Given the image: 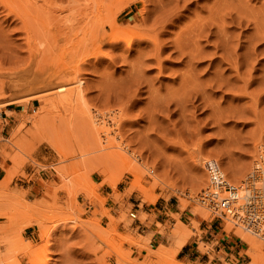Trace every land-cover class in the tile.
Instances as JSON below:
<instances>
[{"label": "rangeland", "instance_id": "1", "mask_svg": "<svg viewBox=\"0 0 264 264\" xmlns=\"http://www.w3.org/2000/svg\"><path fill=\"white\" fill-rule=\"evenodd\" d=\"M262 37L264 0H0V264H254L264 229L234 226L200 195L207 159L235 186L264 166ZM74 77L83 100L51 105L42 92ZM86 108L109 113L107 134H91ZM22 179L40 185L27 204L14 200ZM163 203L175 211L153 231ZM205 224L232 244L201 261L171 255Z\"/></svg>", "mask_w": 264, "mask_h": 264}, {"label": "bare ground", "instance_id": "2", "mask_svg": "<svg viewBox=\"0 0 264 264\" xmlns=\"http://www.w3.org/2000/svg\"><path fill=\"white\" fill-rule=\"evenodd\" d=\"M117 7V6H116ZM14 13V11H13ZM26 27V26H25ZM25 29V28H24ZM264 38V37H262ZM58 75V74H57ZM48 76V75H47ZM50 76V75H49ZM48 76V77H49ZM40 78V77H39ZM59 78V77H58ZM38 82V80H37ZM36 83V82H35ZM34 85L36 86L37 84ZM82 81L80 79H76L75 77L72 78V79H63V80H59L53 84H49L48 88L49 90H45L44 94L47 93H51L54 95V97L52 98V100L50 101L51 105H67V104H71L73 102H77V101H80L82 98H83V91L81 89V85H82ZM33 86V85H32ZM34 86V87H35ZM46 100H49V99H46ZM83 100V99H82ZM15 101V100H14ZM83 107V106H82ZM84 109V108H82ZM81 109V110H82ZM110 111V110H109ZM82 114H83V120L86 122V124L88 126H90L92 128V131L93 133L91 132V134L93 136H96L98 135L99 133H104V134H107V131L106 129H103V126L106 127L105 124V117H109L108 116V112L104 114V116H101V115H98V113H94V111H91L90 109L86 108L85 110L82 111ZM82 116V115H81ZM80 119V118H79ZM111 119V118H109ZM100 121L98 122V124L101 123L100 127L99 126H96L94 125V123H96L97 121ZM118 120L115 118V119H111V124H113L114 126H118L119 123L117 122ZM83 122V123H85ZM94 122V123H93ZM87 126V127H88ZM115 127V129H113L111 132L114 134V135H117V128ZM90 130V129H89ZM91 131V130H90ZM115 138V137H114ZM119 144L121 145L122 144V141L120 140L119 138ZM119 144H117L118 146H116L117 148H120ZM52 146L55 148L56 146L52 144ZM125 146V145H124ZM56 150H58L57 148H55ZM126 149H128L127 147H122L120 148V150L124 151V152H127ZM128 153V152H127ZM127 153H124V155H122L120 152H113L112 154V157L117 159L118 161L122 160L124 157L126 158L125 154ZM123 157V158H122ZM127 159V158H126ZM199 160V159H198ZM129 161V160H128ZM133 161V160H132ZM125 162V161H124ZM199 162V161H198ZM202 162V161H201ZM208 163H213V164H216L217 167L221 170L220 166L218 165L217 161L214 160V159H207L204 161L203 163V167H207V164ZM129 165V164H128ZM134 165V164H133ZM135 168V167H134ZM255 170L252 171V173L250 175H248L246 177V180L244 181V184L243 186H235V185H231L228 180L226 179L225 177V185L227 186L228 190H225L223 191L222 189H218V186L217 185H214V190H213V193H215L216 196L224 199L226 197L230 198L231 199V209H234L237 207H239L240 204H242V198H246L243 197V194L244 192H246L247 195L250 194V191L253 190L252 188L256 189L257 192H259L260 195H258V197H255L253 196V199H259V202L260 204H264V187H262V184L259 183V185H257V182H262V180H264V166L260 164H257L255 165ZM148 171V170H147ZM221 173H222V170H221ZM224 174V173H223ZM225 176V175H224ZM208 181H209V178H208ZM232 181V180H231ZM235 181V180H234ZM237 183V182H236ZM114 185V184H113ZM210 185V184H209ZM208 185V186H209ZM204 188V187H203ZM213 189V188H212ZM225 189V188H223ZM248 200H249V197H247ZM197 207V206H196ZM230 214V213H229ZM262 216H264V212H262ZM230 226H228L229 228ZM239 227V226H237ZM241 228V227H240ZM228 231V230H227ZM237 231V230H236ZM246 231V230H244ZM252 234V233H251ZM188 238V237H187ZM187 238H184V239H178L177 241H175V244L172 248V251L170 252L172 256H174L177 252V250L184 244L185 240ZM241 239H243L247 244H251V245H254L253 243V240L250 239L249 237L247 236H244V235H241L240 236ZM164 248L161 249V251L163 250ZM166 249V248H165ZM120 253V252H119ZM261 254V253H259ZM258 254V255H259ZM251 255V254H250ZM257 255V254H256ZM253 256L251 255L250 257L254 259L255 263L254 264H258V260L261 258L262 255L264 254H261L259 255V257L257 256ZM121 257L123 255H120ZM259 258V259H258ZM261 260V259H260ZM124 263V262H123ZM121 262V258L119 259V262L118 264H123ZM178 264H184V263H180L178 262Z\"/></svg>", "mask_w": 264, "mask_h": 264}, {"label": "crops", "instance_id": "3", "mask_svg": "<svg viewBox=\"0 0 264 264\" xmlns=\"http://www.w3.org/2000/svg\"><path fill=\"white\" fill-rule=\"evenodd\" d=\"M40 185L38 181L24 180L17 182L14 180V200L18 198L17 196L23 195L22 204L30 203L34 200V195H36V190L39 189ZM16 197V198H15ZM173 208L169 207L167 203L160 204L159 208L155 209L154 215L156 218L151 226V230L156 231L160 226H163L166 221L171 222L170 213L174 212ZM25 211L19 207L14 206V227L15 229L19 227V224L24 223L23 213ZM181 216L180 218H182ZM184 218V217H183ZM6 220H1L0 223H4ZM27 223L20 229L19 233L21 237L28 243L32 244L35 241H38V230L35 226L33 220H27ZM198 230L200 234L197 235L196 231H193L195 234L188 236L184 244L177 250L176 256L180 260H198L201 261L203 258H208L210 254L218 255L223 253L226 248H228L227 243H231L229 236L222 231V227L219 228L213 224H205V226H199ZM152 241H164V237L158 233H153ZM198 241H202L208 245L213 244L211 250L206 252H201L195 245ZM68 264V262H64ZM70 264V263H69Z\"/></svg>", "mask_w": 264, "mask_h": 264}, {"label": "built area", "instance_id": "4", "mask_svg": "<svg viewBox=\"0 0 264 264\" xmlns=\"http://www.w3.org/2000/svg\"><path fill=\"white\" fill-rule=\"evenodd\" d=\"M205 169L208 174L210 188L201 193V203L211 208L219 207L222 216L227 218L234 226H239L254 235H259L261 230L264 229V216H262L264 204L258 203V198L253 199V196L258 197L260 195L259 192L254 188H252L253 190L250 191L249 195L244 192L243 197L246 196V198H242V204L237 209H231L230 198L222 199L213 193L214 185H217L218 189L225 190V192L228 190L223 172L221 173V170L213 163H208ZM247 197H249V200Z\"/></svg>", "mask_w": 264, "mask_h": 264}]
</instances>
